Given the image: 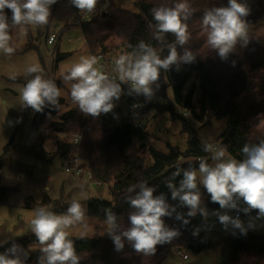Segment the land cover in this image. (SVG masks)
<instances>
[{"label": "trees", "instance_id": "1", "mask_svg": "<svg viewBox=\"0 0 264 264\" xmlns=\"http://www.w3.org/2000/svg\"><path fill=\"white\" fill-rule=\"evenodd\" d=\"M177 2L180 0H136L138 12H133L119 8L112 0H97L96 7L91 13H79L80 10L75 9H77L76 13L87 15L81 31L92 56L99 54L106 56L116 50H122L120 55L131 54L143 41L164 58L168 55L169 45L174 44L176 38L172 33L163 34L160 39L155 37V29L152 26L156 22L152 9L161 6L173 7ZM187 2L193 9L192 16L186 22L189 38L183 48L178 44L176 47L178 53H182L184 48L189 49L196 60L192 64L181 65L179 70H176L175 66L172 70H161L158 83L164 89V93L167 87L171 89L173 103L179 106L183 113H188L190 115L188 117L194 123L204 126L214 119L224 121L225 128L220 135L219 146L226 149V156L238 161L243 160L245 157L242 148L245 144L255 145L264 141V0H240L250 9L249 15L244 18L247 25V44L241 46L238 43L226 61L221 60L216 51L207 45V35L203 31L201 17L210 8L227 6L228 0H187ZM55 10V7L51 10L44 30L46 35L50 32ZM5 14L9 17L11 37L15 28L11 26L12 13L9 9H5ZM68 28L63 27L62 32L57 35L60 36L59 39ZM29 39L31 40V37ZM33 48L35 45L27 41L25 48L14 52L23 54ZM66 57L65 54H59L58 60ZM34 75L37 74L13 77L10 81L25 85ZM39 75L44 79L49 78L46 73ZM55 84L57 86V83ZM120 84L127 92L129 105L145 102L144 96H137L135 93L129 95L130 88ZM188 84L189 87L186 88ZM64 105V99L59 97L56 105H46L42 112H35L33 130L37 132L45 122L46 116L56 115ZM154 105H158L156 101L155 104L152 101L136 111H129L118 121L116 118L119 113L115 109L100 117H92L86 116L78 105H74L60 116L58 122L50 123L45 127V135L64 136V140L57 141L56 151L62 159L63 166L69 163L78 151L81 166L92 173L95 181L109 186L112 200L89 199L86 202V217L105 223L106 211L111 210L117 215L121 230H124L130 226L128 216L133 211L128 203V197L134 193L128 192L129 187L145 183L155 189V194L163 193L170 204L178 206L179 202L171 199V193L166 186L172 174L177 168L192 167L198 171V159L201 158L210 163L212 154L204 151V142L188 121V117L174 113L169 107L172 118L179 120L187 133V149L180 151L173 147L170 148L169 154L152 149L150 152L153 164L147 166L145 142L149 134L142 127L141 122ZM26 109L31 110V108ZM81 129H85V132L77 150L68 142V137ZM17 130L6 145L4 154L0 156V170L13 146ZM134 140H138L141 145L138 150L129 153L128 148ZM181 178L182 176L176 177L173 182L178 186ZM197 184L201 196V208H206L208 212L219 209L218 204L211 202L199 179ZM15 191L16 188L3 186L0 179V205H6L10 195ZM46 202L48 201L45 200ZM68 207L69 205L63 207L56 204L50 211L65 213ZM26 208L32 207L26 206ZM178 212L184 213L190 223L184 225L176 220L175 216L165 217L166 225L178 229L181 234L170 243L158 245L155 254L151 255L137 253L127 241L124 250L118 252L109 235L106 238L71 237L69 239L73 241L80 264H160L172 250L177 248L186 247L196 253L212 249L215 244L210 242L206 235H193L198 226L196 217H187V208L178 207ZM26 237L15 240L12 245L20 243ZM30 240L38 242L35 235H31ZM221 243L228 245L229 259L220 264H264L263 235L235 233L222 239Z\"/></svg>", "mask_w": 264, "mask_h": 264}, {"label": "clouds", "instance_id": "2", "mask_svg": "<svg viewBox=\"0 0 264 264\" xmlns=\"http://www.w3.org/2000/svg\"><path fill=\"white\" fill-rule=\"evenodd\" d=\"M57 0H0V52L11 55L9 17L5 9H9L11 26H18L21 36L26 35V26H43L48 23L51 15V6ZM71 4L80 12L94 11L97 0H71ZM250 9L240 0H228L225 7H213L206 10L201 17L203 31L207 35L206 43L221 60H228L237 44H247V25L245 17ZM193 9L187 0H180L173 7H157L152 9L155 20V37L160 39L163 34L172 33L176 41L169 45L168 55L164 58L150 45L141 41L137 50L128 55H120L114 59L115 68L120 82L130 84L128 94L135 93L150 100L154 95L153 85L160 79L161 70H176L181 65L192 64L196 57L184 48L178 53L176 45L182 48L188 41V24ZM95 56L80 57L64 75L65 82L71 83V99L78 105L86 116L100 117L108 114L115 108L114 101H118L123 94L120 83L116 78H109L97 65ZM29 75L40 72L36 64L26 69ZM60 89L49 79L41 75H34L21 89V101L26 108L35 112H42L46 105H56L60 97ZM205 152L211 153L213 163L201 158L198 171L192 167L177 168L167 182L171 199L178 201V206L168 202L163 194H155V189L145 183L129 187L128 192L134 193L128 197V203L133 211L129 214L130 226L121 230L118 217L111 210L106 211L105 225L107 235L113 241L115 250L120 252L125 248V241L137 253L145 255L155 254L157 246L170 243L180 236L178 229L166 225L165 217H173L184 225L190 223L185 214L178 212V207L187 208V217H196L198 214L209 216L206 208H201V196L197 180L210 196L211 202L218 204L220 210L213 214L225 230L229 228L240 230L247 235L249 224L237 217L228 214L231 210L243 211L250 214L256 211V219H264V141L259 144H245L242 148L244 159L226 158V149L219 145L204 143ZM182 178L177 186L173 181L176 177ZM137 187L139 190H137ZM241 204L246 207H241ZM223 210V211H221ZM84 209L76 198H73L67 211L56 214L45 207L35 210L31 220V231L35 235L41 248L38 264H80L73 241L69 239L67 229L81 223L84 219ZM199 235V230L193 232ZM22 248L13 244L4 253H0V264H25L21 258ZM26 255V253H25Z\"/></svg>", "mask_w": 264, "mask_h": 264}, {"label": "rangeland", "instance_id": "3", "mask_svg": "<svg viewBox=\"0 0 264 264\" xmlns=\"http://www.w3.org/2000/svg\"><path fill=\"white\" fill-rule=\"evenodd\" d=\"M112 1L119 8L138 12L135 5L136 0ZM54 7L56 8L54 18H52L50 32L47 35L44 34L46 25L26 26L27 32L24 36L20 35L18 26L14 28L10 39V46L14 50L25 48L27 41L29 44L35 45V48L25 51L23 54H16L14 50L11 55L0 52V156L4 154L6 145L17 128L20 127L14 136L13 146L5 157L4 166L0 170L1 184L17 189L10 195L6 205H0V253H4L7 248L11 247L15 240H21L27 236L23 241L18 242L23 250L20 255L25 260V264H38V258L41 255L39 242H31L30 240L31 235H34L31 231V220L34 218L37 208L45 207L50 211L56 204L64 207L70 205L73 198H76L85 212L86 202L91 197L100 200H112L108 185L102 187L83 186L84 183L65 172V165L63 166L61 157L56 154L57 141L64 140V136L57 135L54 137L44 134L46 126L58 122L60 116L76 105L71 99L72 82H65L64 75L68 73L74 63L79 62L80 57L92 56L82 31H80L81 29L74 23L75 15L82 18L85 14L76 13L77 9L69 1H57L56 5L51 6V10ZM106 7L107 5L104 9ZM66 23L67 25H65ZM63 27L69 28L63 32L59 39L60 36L57 35L62 32ZM52 33L58 39L49 45L46 40L47 36ZM29 37H31L30 41L28 40ZM58 53L65 54L67 57L59 61ZM120 53L122 50L112 52L116 58L119 57ZM32 64H36L40 68V72L36 74L43 75L46 73L49 80L57 83L61 92L60 97L65 101V105L58 110L56 115L46 116L45 122L37 132L32 128L35 111L32 109L28 111L21 101V89L24 85L10 81L13 77L27 75L26 69ZM189 84L186 88L189 87ZM153 86L161 90L160 93L155 94L150 99L151 102L156 101L158 105L150 107L151 109L148 110L141 122L142 127L149 134L145 142L147 166L153 164L150 152L152 149L169 154L170 148L175 147L180 151H185L188 146L187 133L183 129L182 123L173 119L170 110H168L171 107L174 113L183 115L181 108L173 103L171 89L167 87L164 93V89L161 88L162 86L160 87L159 83ZM114 103L116 105L114 109L119 113L116 118L118 121L129 112L127 92L124 90L121 98ZM188 116L190 115L188 114ZM188 121L195 127L204 143L220 144V135L225 128L224 121L214 119L210 124L204 126L194 123L190 117H188ZM86 129L88 130V128ZM140 145L138 140H134L128 148V152L138 150ZM211 163H213L212 159ZM45 200L48 202L45 203ZM26 206L32 208L28 209ZM241 207H246V205L241 204ZM217 210L209 212L208 217H202L195 229V231L199 230L198 236L204 234L210 242L215 244L211 250L196 253L194 250L185 247L181 249L179 255L175 249L161 264H182V262L183 264H220L228 261L229 247L221 241L241 232L232 228L225 230L213 214ZM236 213L240 214V219L244 222L245 227H248L250 223L255 225V227H248L247 233L264 236V219H256V211L250 214L236 210L228 212L233 217ZM67 231L69 233L68 238H106L108 236L105 223L85 215L81 223L71 226ZM182 253L187 254L189 259L182 260Z\"/></svg>", "mask_w": 264, "mask_h": 264}, {"label": "built area", "instance_id": "4", "mask_svg": "<svg viewBox=\"0 0 264 264\" xmlns=\"http://www.w3.org/2000/svg\"><path fill=\"white\" fill-rule=\"evenodd\" d=\"M62 1H69L71 3V0H62ZM86 16L87 15H84L81 18V17H78L77 15H75L76 19H75L74 23L81 30H82V23L87 20ZM55 40H56V35L54 33H52L51 35L48 36L47 43L49 45H52ZM123 55H128V54H123ZM109 56H111V57H109ZM95 57L97 58V62H98L96 67L99 68L102 72H104L110 79L115 77L116 82H120L118 79V73H115L113 71V69L115 68V65L113 63L114 59H116L115 54H110V55H106V56L99 54ZM120 83H122L123 85H126L129 88L131 87L130 84H125L123 82H120ZM153 88H154V95L157 93H160V89L158 87L153 86ZM154 95H153V97H154ZM149 103H151V101L145 98V102L142 104H139L138 102L130 104L128 111H130V112L136 111L140 107L147 106ZM187 116H188V113H183V117L186 118ZM84 132H85V129H81L79 132L68 137V142H70L73 146H75L74 149L78 150L79 146L81 145ZM200 160L201 159H198V161H200ZM65 172H67L68 174H71L75 179L81 181L86 186H93V185L98 186V187L104 186V184L102 182L95 181L93 179V175L89 170H87L81 166V157H80L78 151L69 160V163L65 164ZM237 216H239V218H240L239 213H236L234 215V217H237ZM202 217L203 216H201V215L196 216V219L198 220V222L201 221ZM176 251L180 255L181 249L177 248ZM182 254H183L182 255L183 260L188 259L187 254H185V253H182Z\"/></svg>", "mask_w": 264, "mask_h": 264}, {"label": "crops", "instance_id": "5", "mask_svg": "<svg viewBox=\"0 0 264 264\" xmlns=\"http://www.w3.org/2000/svg\"><path fill=\"white\" fill-rule=\"evenodd\" d=\"M65 25H67V23H66ZM80 31H81V30H80ZM69 41L72 42V40H69ZM46 43H47V40H46ZM47 44H48V43H47ZM156 103H157V102H156ZM154 104H155V101H154ZM40 148H41V147H40ZM41 149L43 150V148H41ZM73 178H74V177H73ZM73 178H72V180L77 181V180H75V179H73ZM77 183H78V181H77ZM81 184H82V183H81ZM82 185H83V184H82ZM83 186H86V185H83ZM91 198H92V197H91ZM91 198H90V199H91ZM209 250H211V249H209ZM175 251H176V250H175ZM188 259H189V258H188ZM188 259H187V260H188ZM182 260H183V259H182ZM181 262H182V261H181ZM161 263H162V262H161ZM161 263H160V264H161ZM182 264H183V262H182Z\"/></svg>", "mask_w": 264, "mask_h": 264}, {"label": "water", "instance_id": "6", "mask_svg": "<svg viewBox=\"0 0 264 264\" xmlns=\"http://www.w3.org/2000/svg\"><path fill=\"white\" fill-rule=\"evenodd\" d=\"M57 1H60V0H57Z\"/></svg>", "mask_w": 264, "mask_h": 264}]
</instances>
